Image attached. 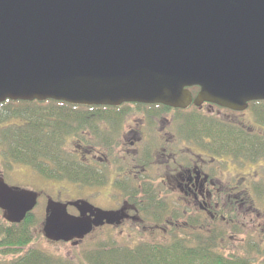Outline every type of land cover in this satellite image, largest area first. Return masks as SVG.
Here are the masks:
<instances>
[{"label":"water","instance_id":"obj_1","mask_svg":"<svg viewBox=\"0 0 264 264\" xmlns=\"http://www.w3.org/2000/svg\"><path fill=\"white\" fill-rule=\"evenodd\" d=\"M194 87L195 106L243 111L264 101V0H0V104L186 109ZM37 200L0 176L6 223H22ZM125 218L124 209L49 199L42 234L77 246Z\"/></svg>","mask_w":264,"mask_h":264},{"label":"flooded vegetation","instance_id":"obj_2","mask_svg":"<svg viewBox=\"0 0 264 264\" xmlns=\"http://www.w3.org/2000/svg\"><path fill=\"white\" fill-rule=\"evenodd\" d=\"M188 91L192 103L186 109L92 106L98 112L94 124L82 130L70 151L95 170V181L80 186L87 194L81 199L62 200L59 191L52 200H81L103 211L124 209L126 218L119 225L105 224L89 236L96 230L124 231L130 249L157 246L172 228L190 221L208 237L219 226L225 250L256 252L261 260L249 263L264 264V101L249 102L243 111L211 103L195 106L199 88ZM128 187L140 195L126 194ZM113 192L117 197L111 204H99L103 193L110 197ZM147 233L161 240L144 241Z\"/></svg>","mask_w":264,"mask_h":264},{"label":"trees","instance_id":"obj_3","mask_svg":"<svg viewBox=\"0 0 264 264\" xmlns=\"http://www.w3.org/2000/svg\"><path fill=\"white\" fill-rule=\"evenodd\" d=\"M97 115L93 107L50 100L1 103L0 167L19 164L46 180H65L79 187L91 185L95 170L81 163L77 151L70 150L77 146L82 130L93 126ZM131 191L132 187L126 188V194L140 195ZM33 216L29 213L19 225L0 218V253L12 256L0 264H62L41 250L20 255L31 243ZM189 222L172 228L157 246L142 244L130 249L110 240L83 251L80 258L85 264H251L249 261L258 254L240 255L236 251L229 254L222 245L224 237L219 226L208 237L205 232L193 229Z\"/></svg>","mask_w":264,"mask_h":264},{"label":"rangeland","instance_id":"obj_4","mask_svg":"<svg viewBox=\"0 0 264 264\" xmlns=\"http://www.w3.org/2000/svg\"><path fill=\"white\" fill-rule=\"evenodd\" d=\"M137 119L138 117H134ZM76 143L73 145L75 146ZM0 173L4 182L10 186L19 189H26L30 191H35L38 193V203L36 208L33 210V224L30 227L31 232V243L21 250L20 255L31 250H41L48 255L58 258L62 264H85L82 261L81 253L83 251L93 248L98 243H106L112 240L118 245H129L130 240L128 239L126 233L123 231L117 232H106L103 230H96L91 236L79 243L78 246H72L70 244H54L49 243L43 238L42 225L44 219V208L47 199H55L56 195L60 191L62 200L73 201L75 199H81L87 194L79 186L67 183V181H53L46 180L40 177L38 174L34 173L29 167L19 164H12L11 168L0 167ZM110 197H107L103 193L100 197L99 204L107 206L112 203L113 198L117 197V194L110 193ZM112 197V198H111ZM109 198V199H108ZM69 213L71 215L75 214L74 209H70ZM0 218H2V213L0 212ZM187 222L186 220H179V223ZM165 235L163 238L167 237ZM154 238V239H153ZM160 241V237H153L147 235L144 237V241ZM227 253L232 254V251L226 250ZM239 253V252H238ZM241 254V253H239ZM242 255V254H241ZM262 257L255 256L252 259L256 261L261 260ZM12 259L11 255L1 254L0 261H9Z\"/></svg>","mask_w":264,"mask_h":264}]
</instances>
